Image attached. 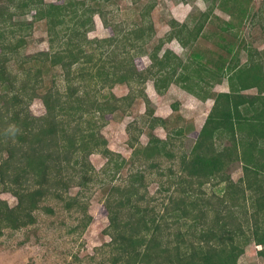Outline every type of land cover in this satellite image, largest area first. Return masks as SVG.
Wrapping results in <instances>:
<instances>
[{"label": "trees", "instance_id": "16d2710c", "mask_svg": "<svg viewBox=\"0 0 264 264\" xmlns=\"http://www.w3.org/2000/svg\"><path fill=\"white\" fill-rule=\"evenodd\" d=\"M101 1L106 0H10L19 12L33 8V19L46 21L49 50L19 62V78L8 71L12 58L7 57L8 52H15L12 42L0 43V193L16 199L12 207L0 199V236L4 230L34 225L36 212L53 214L51 207L43 205L48 200L58 201L67 211L80 212L83 216L76 228L87 226L90 218L79 195L89 190L97 174L88 157L98 153L107 159L103 173L110 164L118 173L126 163L107 148L101 133L105 116L126 113L135 97H144L135 85L150 79L158 94L175 84L200 101L211 99L213 104L188 154L178 155V174L171 170L170 175L178 178L173 182H187L180 189L183 198L170 197L169 207L162 206L163 213L158 215L149 202L144 205L147 195L142 191L144 175L140 170L129 174L127 185L108 190L104 209L110 241L105 246L112 254L110 263L237 264L251 243L261 247L257 255L264 259V55L254 57L249 51L247 61L240 64V48H247L243 42L218 45L229 59L220 54H213L216 59H206L202 51L194 48L200 37H208L202 33L215 10L230 19L219 27L222 34L242 28L248 19L254 26L257 14L251 0H210L211 5L199 13L198 19L186 18L181 24L170 21V30L149 53L146 45L154 37L150 20L154 0L140 12V24L128 28L114 26L101 10ZM2 2L0 24L14 16L4 18L7 5ZM95 15L111 35L86 41ZM17 25L19 31L23 30L21 25L28 27L31 23ZM234 38L239 39L238 33ZM172 40L190 50L187 61L169 49L162 51L165 43ZM144 53L150 65L138 70L134 58ZM31 60L34 71L25 67ZM55 67L61 70L63 85L45 87L40 69ZM222 80L228 91L212 92ZM119 85L129 89L126 95L114 94V86ZM254 88L257 95L245 94ZM35 98L44 106L42 116L29 113ZM146 113L151 129L155 123L166 125L153 117L151 109ZM126 129L130 135L127 144L133 148L132 161H138L139 156L145 161L175 158V153L166 148L172 145L170 134L168 139L150 134L148 143L140 146L136 123ZM173 135L178 138L184 130L174 131ZM215 146L221 148L216 151ZM231 165L240 170L237 181L226 173ZM206 185L214 189L209 194L203 189ZM73 187L79 188V193L70 197L68 192ZM241 213L247 216L243 226ZM168 219L172 221L167 223ZM179 227L182 231L173 236L172 230Z\"/></svg>", "mask_w": 264, "mask_h": 264}, {"label": "rangeland", "instance_id": "374dc122", "mask_svg": "<svg viewBox=\"0 0 264 264\" xmlns=\"http://www.w3.org/2000/svg\"><path fill=\"white\" fill-rule=\"evenodd\" d=\"M44 1L46 3L63 2V0ZM211 1L154 0L155 7L150 13V20L154 27V37L146 45L147 52L149 53L158 40L163 38L165 33L170 30L168 25L170 21L175 20L181 24L186 18L190 20L198 19L199 13L207 9L211 5ZM151 2L153 0H106L104 2L101 1V10L106 13L107 19L114 26L120 25L121 28H128L132 25L140 24V12L146 4ZM2 4L7 5L5 6L7 11L4 12V18L10 14H14V16L0 24V28L5 25L2 27L4 30L0 31V43L2 42L5 45L8 40L12 42L15 52H8L9 55L7 57L12 56L8 71L20 78L22 77V71L18 65L19 62L40 51L49 50L46 21L33 19L35 15V11L32 10L33 8L29 10L21 9L22 12H19V8L14 4H10V0H3ZM250 4L253 12L257 14L254 19V23L256 22L254 26L251 25L253 22L248 19L242 28H236L232 32L222 34L219 27L223 26L225 22L230 21V19L225 13L215 10L214 16L207 22L202 33V35L208 37H200L194 48L202 51L201 53L206 59L211 57L216 59V55L219 54L221 57H228L229 59L230 56L219 48L218 45L224 42H234L236 45H239L243 42L247 48L246 50L242 47L240 48L241 51L238 56L240 64H244L247 61V53L249 51L254 57L258 53L264 52V13H261L264 9V0H251ZM16 14H19V17ZM21 22L31 23V25L28 27L21 25L23 26V30L17 31V28H19L17 24ZM93 23L94 26L92 25V29L87 33L86 41L103 39L111 35V31L102 25L97 15L93 17ZM11 31L16 32L11 35L9 34ZM237 33L239 39L234 38V34ZM134 43L137 44V42ZM88 46L91 48L94 45ZM1 47L0 45V53L2 51ZM170 48L173 50V40L165 43L162 51L171 50ZM4 51L6 52V50ZM98 51L95 50L96 53ZM130 53L135 52L130 51ZM188 57L187 54L185 61H187ZM148 65H150V61L145 53L134 58L136 69L142 70ZM25 67L31 71L36 70L33 60L28 61ZM40 71L43 74L45 87H50L54 84L58 88L62 87L63 82L59 67H55L54 69L41 68ZM222 82L224 85L215 87L214 90H225L226 82L225 80H222ZM134 88L142 90L144 97H135L131 108L126 113L119 111L113 115H106V124L101 131L107 141V148L119 154L126 161L125 165H123L118 173H114L112 169L113 164H110L103 173L102 170L106 165L107 159L98 153L91 154L88 157L89 163L97 174L95 181L89 186V190L79 195V201L86 205V215L90 218L87 226L84 229L83 227L76 228L83 215L73 210H65L63 205L58 201L48 200L43 205L51 207L54 211L53 214L49 215L41 211L36 212V223L34 225L17 231H3L0 236V264H111L110 259L112 254L109 247L105 246L110 241V237L106 234L109 221L104 209V200L111 187L127 185L129 174L137 170L142 171L141 173L144 175L142 191L147 195L144 205L149 202L151 208L155 207V213L158 215H162L164 206L169 207L170 197H175L176 199L184 197V193L180 189L186 186L187 182L182 184L173 182V180L178 178H175L173 174L170 175L171 170L178 174V155L182 152L188 154L194 142L195 133L202 127L208 115L211 102H203L195 96L185 95L181 100L178 98L177 108L173 109V97L158 98L154 95L151 88H155L153 81L151 82L150 79H147L143 84H136ZM112 91L115 95L121 97L126 95L129 89L124 85H119L114 86ZM147 109H151L153 117L162 119L166 122V125L162 127L160 124L155 123L154 128L151 129L150 119L146 113ZM44 112L41 100L35 98L29 106V113L32 116H42ZM131 123H136V135L140 133L138 142L140 146H145L148 143L150 134L160 139H168V134L173 136L172 145L168 144L169 146L166 148L171 149L175 153V158L161 157L160 159L145 161L140 160L142 158L139 156L138 161L135 159L132 161L133 148L127 144L130 135L126 129L127 125ZM180 127L185 131L192 128L194 135L190 134L186 136V133H184V135L176 138L173 135L174 131ZM220 148L219 146H215L216 151ZM233 167L234 165H231L226 170V173L229 174L230 179L237 181L241 176L240 170L232 169ZM186 180L189 179L187 178ZM190 181L195 182L192 179ZM190 185L192 186L194 183ZM196 187L194 185V189ZM220 187L222 186L220 185L218 189ZM203 189L208 194L214 190L210 189L208 185L204 186ZM78 193L79 188L73 187L68 192V196L74 197ZM196 193L194 191V194ZM0 199L6 201L10 207L16 203V199L7 193L1 192ZM234 210H236V213L238 212V209ZM250 212V210L247 211V216H249ZM241 216L243 226L247 216L245 217L243 213H241ZM169 221H172V219H168L167 223H170ZM172 231L174 236L177 232L182 231V228L179 227L176 231ZM166 233L168 231H163V234ZM259 249H261L260 246H256L253 243L247 245L244 254L238 258L237 264H264V259L257 255Z\"/></svg>", "mask_w": 264, "mask_h": 264}, {"label": "crops", "instance_id": "0c3cea01", "mask_svg": "<svg viewBox=\"0 0 264 264\" xmlns=\"http://www.w3.org/2000/svg\"><path fill=\"white\" fill-rule=\"evenodd\" d=\"M179 47V49H178ZM171 49V48H170ZM172 50V49H171ZM194 50V49H193ZM172 52L176 55V56H179L180 58L183 56L184 59L186 58L187 54L189 55L190 53V50L187 49V48H183L177 41L173 40V50ZM264 55V52L262 53H258L257 56H263ZM256 56V57H257ZM182 57V58H183ZM179 73V71L177 72ZM176 73V75H177ZM152 82V81H151ZM224 85L223 82L221 81V83H218L217 85L214 86L215 87H218V86H222ZM225 90H222V91H218L217 89L214 90V88L211 90L212 92H215V93H219V92H227L228 91V86H227V83L225 84ZM151 90L153 91L154 95H156L158 98L159 97H173V104H172V108L173 109H176L177 108V100L179 98V100H181L185 95H191L190 93L186 92L185 90H183L180 86L178 85H175V84H172L171 86H169V88L162 94H158L156 92L155 89L151 88ZM245 94H248L250 96H254V95H257V89H251V90H248L247 92H245ZM193 96V95H192ZM261 96H264V92L261 94ZM205 101H210L211 102V106L213 104V101L211 99H207ZM211 106L209 108V111L211 109ZM209 113V112H208ZM207 117V116H206ZM177 119V118H176ZM206 119V118H205ZM178 120V119H177ZM180 120V119H179ZM191 128V127H190ZM180 129H183L182 127L178 128V130ZM184 130V129H183ZM200 130V128L197 130V132ZM177 131V129L175 130ZM184 133H186V136H189L190 134L193 135L194 133V130L191 129H188V131H185L184 130Z\"/></svg>", "mask_w": 264, "mask_h": 264}, {"label": "clouds", "instance_id": "9594fccd", "mask_svg": "<svg viewBox=\"0 0 264 264\" xmlns=\"http://www.w3.org/2000/svg\"><path fill=\"white\" fill-rule=\"evenodd\" d=\"M261 248V247H260ZM260 250V249H259Z\"/></svg>", "mask_w": 264, "mask_h": 264}]
</instances>
